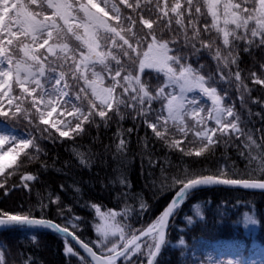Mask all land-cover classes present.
Returning a JSON list of instances; mask_svg holds the SVG:
<instances>
[{
    "label": "snow or ice",
    "instance_id": "snow-or-ice-1",
    "mask_svg": "<svg viewBox=\"0 0 264 264\" xmlns=\"http://www.w3.org/2000/svg\"><path fill=\"white\" fill-rule=\"evenodd\" d=\"M119 3L130 9L131 14L122 12L112 0H0V15L4 16L0 20V117L24 116L33 134L39 131L55 139H72L80 134L86 122L91 121L93 125L102 122L107 127L113 114L123 119V104L136 114L133 116L134 120L142 117L145 126L152 129L155 137L169 149H179L183 156L203 157L205 161H209L203 167H177L172 171L171 165L166 167L164 163L149 156V168L154 169L159 165L160 174L155 176L149 170L147 177L151 179H146L144 187L152 193L153 200H157L165 192H172L174 194L171 200L146 228L142 226L140 229H131L130 225L121 226L117 221L119 213L111 209L108 213L101 214L100 223L96 226L98 239L94 245L101 249L99 255L94 247L89 246L91 241L85 242L75 235V225H72L73 231L69 232L67 224L71 221L65 220V213L73 210L60 206L59 195L39 196L34 205L0 206V225H47L64 233L65 237L71 235L90 258L81 256L66 239L65 256L79 257L77 264H118V258L123 259L124 264H136V261L139 264H154V257H158L161 250L171 244L168 233L173 229L183 231L195 223L194 217L181 207L194 189L264 192V126L259 129L249 127L255 123L251 119L253 115L259 117L264 125V99H252L253 90L245 83L238 65L241 46L244 52H251L264 45V0H240L239 3L234 0H203L207 14L211 17L210 28L215 29L218 34V37L208 39L205 37L210 31L209 26L205 24L202 33L199 27L194 26L196 22L191 18L193 7L196 14H201V7L194 5V0H187V25L182 19L185 9L180 0H175L171 5L167 0H156L154 5L151 0L144 4L139 0L136 3L119 0ZM169 13L174 14L178 29L172 28ZM113 20L117 21L115 25L112 24ZM72 37L78 42L75 46L62 42ZM217 39L222 41L227 55L221 50ZM101 41H111V44H102ZM105 46L111 50H103ZM201 50H207L211 54L218 71L223 73L224 69H228V77L221 76V79L231 82L234 77L236 91L241 93L240 105L247 108L248 119H241L233 105L223 104L217 89L210 86L206 77L189 64V57ZM60 60L62 63L57 62ZM113 61L115 66L111 67ZM234 65L237 70L233 73ZM259 67V73L251 70L248 76L253 85L264 89V62L259 63ZM144 70L158 71L166 79L150 92L146 82H142L141 73ZM49 72L56 76L54 91L51 93L43 85V77ZM105 72L112 74L111 84L107 87L104 86ZM69 77L76 83H69ZM118 86L123 91L116 95ZM193 89H198L211 100L212 107L206 109L207 117L200 115L199 107H193V102L187 99L185 93ZM244 93L252 103L261 105L262 110L252 113L251 108L246 105ZM66 96L74 97L76 103L66 107ZM224 96H227V91ZM157 98L163 100L161 109L151 107L152 101ZM25 101L28 104L26 108H22ZM189 112L194 121L190 128L195 131L194 139L187 143L198 144L194 150H185L180 141H170L166 132L160 130H167L171 121L187 137L190 129L186 125V117ZM54 113L60 116L67 114L71 119H49ZM198 116L199 119H196ZM97 117L100 119L97 120ZM209 120L215 126H209ZM126 131L131 134L133 129ZM256 133H259L258 138ZM114 135L119 139L115 145L117 154L126 158L127 153L123 150L127 148L128 140L121 138L122 131ZM225 137L244 162L243 167L227 162L211 164L210 158ZM97 139L98 137H93L94 141ZM31 146V139L13 140L9 143L8 138L0 136V175L4 179V182H0V196H6L9 188L30 187L29 182L34 180V175L20 176L21 184L17 186L8 180L13 175L12 172L5 175V170L13 165H16L17 170L23 168L22 157ZM110 147L104 145L105 150ZM144 149L147 150V144ZM75 154L79 157L80 165L89 164L85 155L79 152ZM17 159L20 160L19 164H16ZM224 159L227 161L230 158L225 156ZM103 163L106 164L107 161ZM42 167H47V164ZM126 167L117 169L122 191L116 198L125 201L131 199L133 204L139 201V212L134 206L130 210L142 218L150 205L143 199L142 192L131 190ZM140 170L141 175H144L143 156ZM9 184L12 186L9 187ZM63 187L61 184L60 188ZM50 204L56 206V216L65 221L64 227L55 219L46 218L44 213ZM92 207L99 213V207L95 204ZM192 207L195 209V216L203 220L204 213L199 205L193 204ZM36 208L40 212L34 215ZM182 212L183 221L186 222L183 227L177 223V216ZM244 224L245 227L257 225L258 220L245 213ZM126 229L132 232L131 238L125 235ZM117 236L118 242L123 245L119 249L116 243H112ZM108 244H111V248H108ZM179 244L185 246L181 255L191 253L192 258L186 256V264H264V248L253 251L249 257L239 248H232L229 252L234 258L213 259L209 254L204 260L196 255L203 247L200 242L194 241L189 246L181 236ZM214 252L217 257L225 254L220 249H215ZM134 254L136 259L132 261L130 257ZM19 264H31V260H21ZM68 264H72V261L69 260Z\"/></svg>",
    "mask_w": 264,
    "mask_h": 264
},
{
    "label": "trees",
    "instance_id": "trees-1",
    "mask_svg": "<svg viewBox=\"0 0 264 264\" xmlns=\"http://www.w3.org/2000/svg\"><path fill=\"white\" fill-rule=\"evenodd\" d=\"M129 2L136 3L137 0H129ZM139 2L144 4L148 0H139ZM155 2L156 0H151L153 5ZM174 2L175 0H167L169 5ZM234 2L239 3L240 0H234ZM180 3L185 9L182 19L185 25H187L189 17L187 0H180ZM195 4L201 7V14H196L195 7H193L191 9V18L196 22L194 26L199 27L203 33L205 24L210 28L211 17L207 14V8L204 6L203 0H194ZM118 7L125 14H131V10L127 9L123 4L118 3ZM169 15L172 17V28L178 29L179 26L175 24L174 14L169 13ZM116 23L117 21H112L113 25ZM189 34H191V29H189ZM180 36L182 39V32ZM211 37H218V34L215 29L210 28L205 38L208 39ZM62 42L70 43L71 46H75L78 43L74 37ZM101 43L110 45L111 41H101ZM217 43L221 45V50L227 55V52L223 49L222 41L217 39ZM103 50L109 51L111 49L105 46ZM57 62L62 63V60ZM188 62L201 75L206 77L210 86L217 89V93L222 96L223 104L233 105L234 109L239 112L241 119H248L247 108H242L240 105L241 93L236 91L234 77L231 78V82H226L224 79H221V76L228 77V69H224L223 73L218 71L216 61L212 59L211 54L207 50H201L191 55ZM261 62H264V45L252 49L251 52H244L242 46L240 47L238 59L239 70L245 77V83L253 90L252 99L257 97L264 99V89L259 85H253L251 78L248 76L251 70H256L259 73V63ZM110 66L114 67L115 61ZM236 70L237 68L234 65L232 72L234 73ZM48 75L49 73H46L43 77L44 86L47 85L46 77ZM110 75L112 74L106 72L103 74L105 87L111 84ZM141 77L142 82H146V87L150 92L154 91L166 79L162 73L155 70H144L141 73ZM69 83L75 84L76 82L69 77ZM80 84H83V81H80ZM122 91L123 89L118 86L115 94L119 95V92ZM225 91H227V96H224ZM244 95L246 105L248 108H251L252 113L262 110L261 105L252 103L248 95L246 93ZM69 97L71 100L64 102L66 107L76 103L74 97ZM125 99H128L127 96H125ZM187 99L192 101L189 98ZM162 102V98H157L152 101L151 107L161 109ZM199 103L202 104L200 115L207 117L208 112L206 109L211 108V104L202 99L199 100ZM27 104L28 101H25L21 107L26 108ZM145 107L147 108L148 106L146 105ZM164 114L166 115V113ZM121 115L123 119L113 114V118L109 121L107 127L102 122L96 125H93L91 121L86 122L80 134L72 139H55L49 137L47 133L39 131L33 134L24 116L0 117V120L15 128L23 139H31L32 144L27 154L22 157L23 168L17 170L16 165H13L10 168H6L5 175L8 172H12L13 175L8 177V180L17 186L21 184L20 176L25 174L35 176L34 180L29 182L30 187L28 189L23 187L9 188L6 196H0V206L16 207L21 204L27 206L29 203L34 205L37 203L39 196L47 197L50 194L54 196L59 195L60 206L73 210L70 213L67 211L65 213V220L71 221V223L67 224V227L73 231L72 225H75V234L85 242L91 241L90 246L94 247V250L98 254H100L101 249L98 246H94L98 239L96 226L100 223L101 214L108 213L110 209L119 213L117 221L121 226L130 225L131 229H140L142 226L146 228L159 215L174 194L172 192H165L157 200H153L152 193L144 187L146 179H151L147 177L149 170L153 171L155 176L160 174L159 165L154 169L149 168V156L153 160H159L160 163H164L166 167L171 165L172 171H175L177 167H203L209 161H205L203 157L183 156L179 149H169L162 141H159L155 137L152 129L145 126L142 117H137L134 120L133 116L136 114L123 104H121ZM56 119L65 120L71 119V117L67 114L64 116L57 114ZM99 119L97 117V120ZM196 119H199V116ZM251 119L255 123L250 124L249 127L259 129L264 126L259 117L253 115ZM37 123H39L38 120ZM193 123L192 117L188 115L186 117V125L189 126L190 130L188 131L187 137L180 133L176 125L171 121H169L167 130L163 128L160 130L166 132L170 141H180L181 147L185 150H194L199 145L196 143H187L188 140L194 139L193 133L195 129L190 128ZM208 124L209 126H215L211 120L208 121ZM41 126L43 127V125ZM129 128L133 129L131 134H128L126 131ZM52 131L54 132L55 129H52ZM120 131H122L121 138L128 140V146L123 150L127 153L126 158L119 156L115 148L119 139L114 134ZM256 135L258 138L259 133H256ZM93 137H98V139L94 141ZM145 144H147V150L144 149ZM104 145H110L111 147L105 150ZM73 149H75V152L85 155L89 160V164L80 165L79 157ZM142 156L144 175H141L140 170ZM225 156L230 159L225 161ZM105 160L107 161L106 164L103 163ZM210 162L212 165L225 162L235 163L239 167H243L244 163L238 156L232 143L227 142V137L218 144L214 156L210 158ZM19 163L20 160L17 159L16 164ZM44 164H47V167H42ZM125 165L127 166L128 180L131 182V190L142 192L143 199L150 205V209L145 211L142 218L137 216L135 211L131 212L130 210L134 206L137 212H139V201L133 204L131 199L125 201L116 198L117 194L122 191L117 169ZM0 182H4L3 175H0ZM61 184L64 186L63 189L60 188ZM11 186L9 184V187ZM93 204L99 207V213L96 211V208L92 207ZM193 204L199 205L201 211L204 213L203 220L195 216V209L192 207ZM181 207L184 209V212L194 217L195 223L183 231L173 229L168 233L171 244L161 250L155 264H186V256L189 259L192 258L190 252L186 253V255H181L185 248V246L179 244L181 236L185 239V244L189 246L194 241L200 242L203 247L207 243H213L218 240L233 241L239 244L241 252L246 257L257 246H264V192L261 190L202 191L196 189L193 190V194L184 201ZM39 212L40 209L36 208L33 214L36 215ZM184 212L177 216V223L181 227L186 223L183 221ZM245 213L253 215L258 220V224L245 227ZM44 214L46 218L55 219L56 222L61 223L62 227L65 226V221L56 216L55 205L50 204ZM137 234L139 233L136 232ZM125 235L131 238L132 232L126 229ZM65 240L66 238L58 233L35 226H19L1 230L0 264H19L21 260H31V264H68L70 260L72 264H77L79 257L65 256ZM118 241L119 236L112 240V243H116L119 249L123 245ZM69 244L73 246L70 242ZM73 247L81 256H84L75 246ZM108 248H111V244H108ZM202 248L196 255L206 260L202 253ZM135 255L130 257L132 261L136 259ZM85 259H87L86 256ZM118 264H124V260L120 258ZM136 264H139V261H136Z\"/></svg>",
    "mask_w": 264,
    "mask_h": 264
},
{
    "label": "rangeland",
    "instance_id": "rangeland-1",
    "mask_svg": "<svg viewBox=\"0 0 264 264\" xmlns=\"http://www.w3.org/2000/svg\"><path fill=\"white\" fill-rule=\"evenodd\" d=\"M112 2H115L118 4L119 0H112ZM3 18H4V16L0 15V20H3ZM46 79H47V81H46L47 85H45L44 87L48 93H51L52 91H54V80L56 79V76L54 73L49 72V75L46 77ZM169 90H171V89H169ZM185 95L187 98L192 100L193 107H199L198 111H200L202 108V104L199 103V100L202 99L203 101L209 102L211 104V100L208 97H206L203 93H201L198 89H193L190 92L185 93ZM67 98H68V96L65 97L64 101H66ZM211 107H212V104H211ZM166 115H167V113H166ZM188 115L191 116V112H189ZM56 116H57V113H54L53 117H51L49 119L56 120ZM0 136L8 138L9 143H11L13 140L17 141L18 138L19 139L21 138L18 136L15 129H13L9 125H6L2 120H0ZM7 146L8 145H5V147H7ZM232 248H239L240 249V247L237 244H235L234 242L217 241V242H214L211 245L207 246L206 248H204L203 253L205 254L206 258L208 257L209 254H211L213 259L219 258V259H225L226 260V259L234 258L233 256L230 255V252H229V250H231ZM261 248H264V246L257 248L255 251H257ZM215 249L223 250L225 254L223 256L217 257L215 255V252H214Z\"/></svg>",
    "mask_w": 264,
    "mask_h": 264
},
{
    "label": "water",
    "instance_id": "water-1",
    "mask_svg": "<svg viewBox=\"0 0 264 264\" xmlns=\"http://www.w3.org/2000/svg\"><path fill=\"white\" fill-rule=\"evenodd\" d=\"M31 225V224H27V223H23V224H4V225H0V230L1 229H6V228H11V227H15V226H18V225ZM36 226H41V227H46V228H50V227H48L47 225H36ZM50 229H52V228H50ZM54 230V229H53ZM56 231V230H55ZM60 234H62V235H64L65 236V234L64 233H61V232H59ZM66 238H68V239H70L74 244H75V246L81 251V252H83L84 253V251H83V249L82 248H80V246H79V244L78 243H76V241L73 239V237L71 236V235H68ZM86 256H87V254L86 253H84ZM89 258V257H88ZM156 258L157 257H154V262H155V260H156ZM90 259V258H89Z\"/></svg>",
    "mask_w": 264,
    "mask_h": 264
},
{
    "label": "bare ground",
    "instance_id": "bare-ground-1",
    "mask_svg": "<svg viewBox=\"0 0 264 264\" xmlns=\"http://www.w3.org/2000/svg\"><path fill=\"white\" fill-rule=\"evenodd\" d=\"M197 189H199V188H197ZM194 190H196V189H194ZM35 227H39V228H44V229H47V230H50V231H53V232H55V233H58V234H60L59 232H57V231H55V230H53V229H50V228H46V227H41V226H36V225H34ZM69 232H72V230H70L69 229ZM60 235H62V234H60ZM76 235V234H75ZM62 236H64V235H62ZM73 246H75V244L70 240V239H68V238H66ZM226 241H228V240H226ZM228 242H233V241H228ZM235 243V242H234ZM212 243H209L208 245H211ZM236 244V243H235ZM238 246H239V244H237ZM90 246V245H89ZM76 247V246H75ZM90 247H92V246H90ZM240 247V246H239ZM259 247H263L262 245H259V246H257L256 248H254L252 251H255L257 248H259ZM77 248V247H76ZM77 250H79L78 248H77ZM80 251V250H79ZM95 251V250H94ZM81 252V251H80ZM84 256H86L83 252H81ZM252 253V252H251ZM98 254V253H97ZM99 255V254H98ZM250 255V254H249ZM86 258H88L87 256H86ZM89 259V258H88ZM119 260V259H118Z\"/></svg>",
    "mask_w": 264,
    "mask_h": 264
}]
</instances>
